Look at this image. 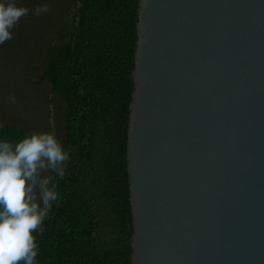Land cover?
Listing matches in <instances>:
<instances>
[{
	"label": "water",
	"instance_id": "1",
	"mask_svg": "<svg viewBox=\"0 0 264 264\" xmlns=\"http://www.w3.org/2000/svg\"><path fill=\"white\" fill-rule=\"evenodd\" d=\"M131 264H264V0H140Z\"/></svg>",
	"mask_w": 264,
	"mask_h": 264
},
{
	"label": "trees",
	"instance_id": "2",
	"mask_svg": "<svg viewBox=\"0 0 264 264\" xmlns=\"http://www.w3.org/2000/svg\"><path fill=\"white\" fill-rule=\"evenodd\" d=\"M6 2L27 12L0 43V139L53 131L69 152L60 198L34 233L36 260L131 264L127 145L140 0Z\"/></svg>",
	"mask_w": 264,
	"mask_h": 264
},
{
	"label": "clouds",
	"instance_id": "3",
	"mask_svg": "<svg viewBox=\"0 0 264 264\" xmlns=\"http://www.w3.org/2000/svg\"><path fill=\"white\" fill-rule=\"evenodd\" d=\"M27 9L0 0V43ZM69 152L53 131L32 132L16 142L0 139V264H38L34 233L60 198ZM42 170L51 175L41 176Z\"/></svg>",
	"mask_w": 264,
	"mask_h": 264
},
{
	"label": "rangeland",
	"instance_id": "4",
	"mask_svg": "<svg viewBox=\"0 0 264 264\" xmlns=\"http://www.w3.org/2000/svg\"><path fill=\"white\" fill-rule=\"evenodd\" d=\"M42 171H43V170H42ZM42 171H41L40 175H41V176H44L43 173H42Z\"/></svg>",
	"mask_w": 264,
	"mask_h": 264
}]
</instances>
